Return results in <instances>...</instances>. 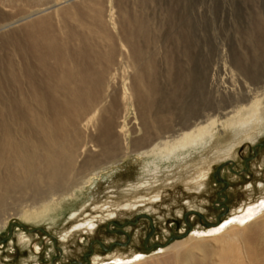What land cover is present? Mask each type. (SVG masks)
<instances>
[{"label": "rangeland", "instance_id": "obj_1", "mask_svg": "<svg viewBox=\"0 0 264 264\" xmlns=\"http://www.w3.org/2000/svg\"><path fill=\"white\" fill-rule=\"evenodd\" d=\"M64 1H5L0 16L3 107L12 109L14 104H19L16 101L22 93L7 70L10 60L17 68L20 66L16 45L4 33L17 29L29 14L36 16L52 5L55 6L47 12L54 13L59 4L68 3ZM106 4L123 21L127 33L134 35L133 46L145 51L141 68L154 91L147 108L138 100L128 101L126 108L125 88L138 89L141 83L131 48L123 49L120 45L124 54H117L110 70L108 79L114 77L117 82L107 102L115 104L118 116H125L130 134L118 127V137L112 142L103 138L95 127L81 126V144L89 146L92 143L87 141L93 139L99 148H115L119 142L124 146L125 139L133 137L131 126H138L141 120L147 126L141 131L139 125L137 136L145 132L153 136L160 128L173 126L183 116L204 106L208 98L216 103L209 86L215 71L217 85L231 86L223 90L221 97L226 98L227 104L238 103L241 86L249 85L255 91L264 89V0H106ZM124 13L140 18L147 29L146 35H137L135 27L122 17ZM57 19L56 16L54 23L59 29ZM111 29L118 34L117 25L114 27L112 23ZM231 72L235 74L233 80ZM24 91L29 92L27 86ZM24 105L25 117L29 110ZM30 105L38 108L36 102L31 101ZM89 116L83 118L81 125ZM109 116L107 113L105 118ZM0 121L10 123L17 132L18 120L12 110L0 116ZM243 133L220 128L202 145L170 159L140 158L133 153L102 171L94 183L78 192V199L66 201L67 209L57 222L26 221L22 216H13L7 227L0 229V264H76V261L87 264L88 253L91 264L94 256L108 261L116 255L137 253L147 254L139 264H185L179 261L177 250L162 251L174 242L183 244L182 251L190 248L198 264H223L220 258L225 249L231 245L239 248L244 245L242 239L227 243L219 236L202 240L192 234L218 224L236 208L264 197V122L249 138H243ZM227 161L221 177L216 176L218 167ZM155 196L159 200L152 199ZM23 205L19 203L20 207ZM75 208L79 217L69 221ZM111 212L115 214L106 217ZM93 218L97 223L93 231L73 232L64 240L63 235L75 223ZM260 221H264V216ZM22 225L28 229H45L48 234L42 230L29 231ZM174 235L180 237L172 239ZM198 243L208 247V255L197 248ZM229 257L236 261L239 254Z\"/></svg>", "mask_w": 264, "mask_h": 264}, {"label": "bare ground", "instance_id": "obj_2", "mask_svg": "<svg viewBox=\"0 0 264 264\" xmlns=\"http://www.w3.org/2000/svg\"><path fill=\"white\" fill-rule=\"evenodd\" d=\"M5 1L0 0V16ZM65 1L68 3L60 2L59 8L54 9L56 12L48 13L55 6L52 5L36 16L29 14L17 29L4 33L6 38H13L16 45L20 66L17 68L10 60L7 70L22 93L16 101L19 104H14L12 109L0 104V116L12 110L18 120L16 133L10 123L0 121V229L7 227L15 215L26 221L49 219L57 222L67 209L66 201L78 199V192L94 183L102 171L133 153L140 158L170 159L202 145L220 128L244 131L243 138H249L251 132L264 122V89L255 91L249 85L241 86L238 103L227 104L226 98L222 100L221 97L223 90L231 86L217 85L215 71L209 86L216 103L208 98L204 106L183 116L177 124L160 128L153 136L146 132L137 136V127L140 125L139 130L143 131L147 126L141 120L138 126H131L133 137L126 138L124 146L119 142L115 148H99L93 139L87 141L92 143L89 146L88 143L81 144V126L95 127L103 138L112 142L118 137V127L121 132L129 133L125 116H118L115 104L107 102L117 82L108 76L117 54H124V48L132 50L141 83L138 89L125 88L126 108L131 100L142 101L147 108L154 87L142 72L140 60L145 51L133 46L134 35L127 33L125 24L114 15L112 8L108 9L106 0ZM56 16L59 29L54 23ZM122 17L135 27L137 35H146L147 29L140 18L129 13ZM112 23L114 27L118 26V34L111 29ZM231 73L233 80L235 74ZM3 86L0 82V91ZM24 86L29 92L24 91ZM31 101L36 102L38 108L31 106ZM24 104L29 110L25 117L22 113ZM107 113L110 116L105 118ZM88 114L91 116L81 125ZM152 199L157 201L159 196ZM19 203L24 205L20 207ZM114 214L111 212L106 217ZM263 216L264 197L236 208L223 221L206 230H195L192 235L202 240L219 236L227 243L242 239L244 245L239 248L231 245L225 249L220 258L223 264H264V221H260ZM78 217L79 210L75 208L68 220L74 221ZM94 219L75 223L63 235L64 240L73 232L93 231L97 227ZM196 246L209 254L204 243ZM182 247L181 242H174L162 251L177 250L181 263L198 264L193 251L190 248L182 251ZM37 250L39 253L40 247ZM233 253L239 254L238 260L229 259ZM146 258L147 254L143 253L116 255L108 261L94 256L92 263L139 264Z\"/></svg>", "mask_w": 264, "mask_h": 264}, {"label": "water", "instance_id": "obj_3", "mask_svg": "<svg viewBox=\"0 0 264 264\" xmlns=\"http://www.w3.org/2000/svg\"><path fill=\"white\" fill-rule=\"evenodd\" d=\"M263 145H264V144H263ZM255 153L257 154V150H256V149H255ZM230 161H231V163H233V160H230ZM226 164H228V161L225 162L224 164H222V165H220V166L218 167V169H217V171H216V173H215L216 176L221 177V174H220L221 169H222ZM221 181H224V180L221 179ZM226 183H227V182H226ZM22 226H23L24 228H26L25 225H22ZM27 230H29V231L42 230V231H44L45 233L48 234L47 230L42 229V228H34V229H28V228H27ZM12 233H13V230H12V226H11L10 234H12ZM179 237H180V235H174V236L172 237V239H178ZM90 263H91V262L88 260L87 264H90ZM76 264H84V263H81V262H79V261H76Z\"/></svg>", "mask_w": 264, "mask_h": 264}, {"label": "flooded vegetation", "instance_id": "obj_4", "mask_svg": "<svg viewBox=\"0 0 264 264\" xmlns=\"http://www.w3.org/2000/svg\"><path fill=\"white\" fill-rule=\"evenodd\" d=\"M120 230H122V229H120ZM91 253H88V255L85 257V260H87V262H88V260H89V255H90Z\"/></svg>", "mask_w": 264, "mask_h": 264}]
</instances>
